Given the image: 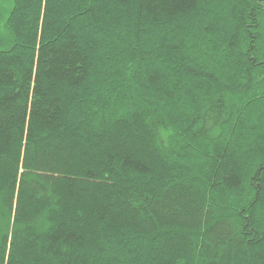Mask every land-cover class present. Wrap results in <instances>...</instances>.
Wrapping results in <instances>:
<instances>
[{
    "label": "trees",
    "instance_id": "trees-1",
    "mask_svg": "<svg viewBox=\"0 0 264 264\" xmlns=\"http://www.w3.org/2000/svg\"><path fill=\"white\" fill-rule=\"evenodd\" d=\"M0 264H264V0H0Z\"/></svg>",
    "mask_w": 264,
    "mask_h": 264
}]
</instances>
